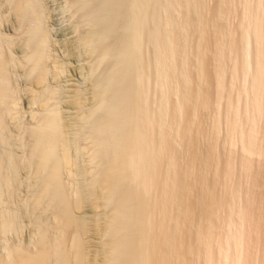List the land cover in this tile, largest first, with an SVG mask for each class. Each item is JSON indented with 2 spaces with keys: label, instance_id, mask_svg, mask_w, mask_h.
Returning a JSON list of instances; mask_svg holds the SVG:
<instances>
[{
  "label": "bare ground",
  "instance_id": "1",
  "mask_svg": "<svg viewBox=\"0 0 264 264\" xmlns=\"http://www.w3.org/2000/svg\"><path fill=\"white\" fill-rule=\"evenodd\" d=\"M81 2L82 7L96 3L91 11V18L94 19L93 23L95 22L94 35L91 38L97 39L95 48L101 52V58L109 60L99 80L94 81L96 84L93 98L96 103L93 102L92 108L81 114L83 116L77 117L78 119L82 117L81 128L78 127L77 130L88 131L85 136L89 140L88 150L87 147L84 148L89 151V160L92 163L91 167L93 166L88 171L90 173L88 181L84 183L85 194L80 192L78 186L72 191L73 189L63 179L64 171L76 167L72 155V146L75 142L67 139L63 131L65 122L62 112L52 102L58 92L55 93V90L52 91L50 86H47L50 72L47 59L50 54L47 52L48 36L42 26L41 6L38 0L12 2L14 13L28 29V31L26 29L28 37L24 36L27 39L23 41L24 47L23 45L21 47L24 49L21 50L25 53L23 59L26 58L25 62L30 65L27 71L34 86L27 87V102L29 105L38 103L40 111H31L37 122L27 129L31 140L27 143L29 149L26 152L29 151V155L28 158L25 156V161L22 157L23 161L18 159L19 157L17 158L11 150L7 154H2L0 150V203L8 197L6 195L5 198L6 193H14L18 187L20 171L24 169L35 183L27 216L35 226L33 230L36 235L32 238L33 247L28 244L24 246V243L15 244L14 239L13 245L9 244V241L6 243L5 235L12 233L17 235L22 231L21 217L24 213L20 212L21 209L18 211L17 206L10 207L9 202L8 205L5 204L6 207H2L3 210L0 212V244L2 248L5 247V252H0V264H264V163L262 165L259 159L253 158L264 154V135L261 137L259 135L260 132L264 134V126L257 129L255 125L256 120L264 119V91L262 92L264 58L261 65L259 64L260 72L259 68L254 69V76L252 75L251 87L254 89L252 108L246 106L247 110L244 111L241 106L242 112L238 98L230 95L227 110L225 109L230 134L228 139L240 138L243 141L241 150L245 154L242 153L236 164L232 154L224 157L217 146L211 144L205 154L204 152L202 155L199 154V158L195 154L194 158L199 161L198 170L194 180L187 182L185 178L188 176L183 177L180 175L183 173L176 171L178 168L176 169L177 158L174 155L175 133L171 129L175 128L174 117L170 124L167 123L173 132L170 130L169 134L167 129L164 130L166 123L163 110L166 109H162L161 99H166L168 94L159 89L158 85L161 84L155 80L159 91L163 93L160 91L162 95L159 93L161 97L159 96V102L156 101L159 103L158 107L153 109L150 107L151 104L150 106L148 104V96L143 88L145 83L143 81L147 80L141 69L144 65L141 53L143 34L155 48L154 57L157 64L155 65L160 78L165 76L166 80L164 64L172 57V54L170 58L167 57V50L162 49L163 35L157 14L161 0ZM219 32L221 34L224 31ZM259 34L260 36H256L258 42L264 40L263 31ZM8 39L0 33L2 145L9 142L11 135L7 117L17 110L19 104L10 80L9 69L13 58L9 57L12 52H6V46L10 43ZM231 44H234L232 47H237L236 42ZM93 50L97 53L95 49ZM247 52L243 51L244 54ZM219 53H215L218 58L222 55ZM102 63L105 64V61ZM203 64L204 69L205 63ZM235 66L238 70L237 65ZM219 76L220 72H217L215 77H218L216 78L218 105L226 88L220 83ZM194 90H187L188 94L185 93L183 97L185 102L182 100L178 106L180 111L189 106L191 119L187 120L186 124L184 122L183 133L189 136L190 141L192 117L197 114L198 108L207 109L211 103L209 94L203 96L204 93ZM231 91L229 89L230 93ZM168 101H165L166 104ZM242 113L243 116L247 114L244 120ZM83 134L86 135L85 132ZM251 156L260 164H256ZM193 162L184 169L187 171L186 173L183 171L184 174L194 175ZM237 165L240 174L235 168ZM47 212L51 213L49 214L52 215V220L47 218ZM87 212H93V215ZM2 248L0 247V251Z\"/></svg>",
  "mask_w": 264,
  "mask_h": 264
},
{
  "label": "rangeland",
  "instance_id": "2",
  "mask_svg": "<svg viewBox=\"0 0 264 264\" xmlns=\"http://www.w3.org/2000/svg\"><path fill=\"white\" fill-rule=\"evenodd\" d=\"M38 1L41 6V16L43 17L42 23L44 25L42 24V26L43 28H45L44 30H46V33L48 36L47 45L49 48L47 52H48V55L50 54L49 55L50 57L48 56L49 59H47V64H48V68L50 66V68L52 69L51 70L49 68L51 75L49 72L48 73L49 76L47 78V81H48L47 83L49 85L47 86H50L49 88L51 90L52 89L55 90V93L58 92L56 94V97L54 96V101L52 102H54L53 104L59 107L58 110L59 111L61 110L62 112L61 114L65 122V126H64L65 129H63V131L66 133L65 135L67 136V139L71 140V142L73 141V143L75 142L74 144H76V145L73 144L72 146V155L74 157V160L76 161V165H75L76 167L74 166L75 168L69 171H64L65 173H63V175L64 174L65 175L63 179L67 183V185L69 184V186L73 189V190L71 189L72 191H74V187L78 186L77 188H80L79 189L80 192L82 194L83 193L85 194V191H84L85 184L84 183L88 181L87 179H89L88 177H90L89 176L90 173L88 171H90L89 169L90 168L92 169L93 166L91 167L92 163L89 160L90 158L88 155L89 151H87L88 150L87 146H89L88 144L89 140L85 136H87L88 131L87 132L84 131L86 133L85 135L83 134L84 132L82 129H80L79 131L77 130L78 127L81 128L80 119L82 117L80 119L78 118L80 117L82 113L85 114L88 112L89 108L90 109L92 108L93 102L96 103V101H94L95 98H93V95L95 97V94H94L95 84L99 80L98 78H100V75L103 73V71L107 67L108 65L107 63H109L108 59L101 58L100 56L101 52H99L98 49L96 51L95 44H96L97 39L94 37L91 38V36L94 35L93 29L95 26V25L93 26L95 22L93 23L94 19L91 18V13H92L91 11L95 7L96 3L95 2H94L95 4L90 3L89 5L91 7L89 5H87L86 7H82V2H81L82 0H38ZM12 2L13 0H0V6H1L0 7V18H1L0 19V33L4 37L9 38L7 41H9L10 43L7 44L8 46H6V50H7L6 52L7 53L12 52L10 55L9 54L8 55L11 59L15 58L14 60L12 59V62H11L12 64L9 69V74H10L11 85L13 86V89L16 92L15 94L18 98L19 104H18L17 110L13 111V113H11L12 115H9L7 117L8 128H9V131H11L9 133L11 135H9V142L7 144L5 145L0 144V150L2 154H7V152L10 153L12 151V153H14V155L17 158L19 157L18 159H20L21 161H23L24 159L25 161L29 155V151L26 152L27 149H29L27 148L29 147V145L27 146V143H29L28 141L31 140V138H29V132H27V129L31 127L30 125L36 124L37 122L34 119L33 114H31V111L39 112L40 107L39 105H37L38 103L29 105L27 102V98H26L28 97L27 87L34 86L33 85L34 83L32 82L29 76V71H27L29 70L30 65L28 64V62H25V60H27L26 58L23 59V56H24L23 54L25 53L23 52L24 50H21V48L24 49L23 41L27 39L24 36L27 35L26 37H28V32H26L27 26L25 27V24L21 23L19 17L14 13L12 9ZM157 14L159 16L161 31L163 35V36L161 35L162 36L161 43L163 41L162 45L164 44L163 45L164 48L162 47V49H164L165 51L167 50V57L170 58L172 54V57H171L172 61L168 59L167 60L168 62L164 64L166 75H167L166 80L164 78L165 76H162L160 78L158 76L159 73L157 72L158 69L156 67L157 64L155 62V57H154L155 48L153 47V44L150 42L147 36L143 34V38L141 40V43L143 42V44H141V49H142L141 53L143 55L142 58L144 57L143 58L144 65H143V68L141 69L144 72L143 74L147 76L146 77L147 80L145 79V81H143L145 82L143 84V88L145 90V93L147 94L146 96H148L147 97L148 102H149L148 104L149 106L151 104L150 107L153 109H156V107H158L157 105L159 103L157 102H159L158 99L160 96L159 95L160 91L162 90L165 93L167 92L168 94V97L166 98L167 100L163 99L165 101L169 100L167 104L165 101L161 99L162 101L161 103L163 104V105L161 104L162 109H166V110H163L165 123H166L164 126L169 127V128L165 127L164 130L166 131L167 129V132L169 131V134H170V130L173 129L174 132L173 130L171 131L175 133L174 134L175 135L174 155L177 158V159L175 158L177 160L175 161L176 163L175 165L177 166L176 169L177 168L179 169V170L177 169L176 171L183 173V174H180L183 177L188 176L185 178L187 182L188 181L190 182V180L192 182L194 180V176L196 175V171L198 170L197 165L199 161L197 158H199V156L202 155L203 152L205 154L206 149L211 144L213 146H217L218 150L221 151V154L224 157H226V155L232 154V156L234 157L233 159L237 161V162L234 161V163L236 164H238L240 157L242 156V153L245 154L242 151L243 141H241L240 138L238 137L236 139L233 138L234 140L228 139L230 138V134L228 132L225 111L227 110L226 105H228L227 103H228V98L230 97V95L233 98L234 97L238 98L237 100H239V106L241 110L243 107V110L246 111L247 110L246 106L248 108L251 106L252 108V104L254 103L253 102L254 96H252L254 89L253 87H251L253 85L252 75L254 76L253 71L255 72V70L258 68L260 72V68H261L260 63L264 58V40L263 41L259 40L260 42L256 40V36H260L259 33H262V31L264 33V27H263L264 26V0H170V1L161 0L159 8H157ZM254 22L257 25L256 24L253 25ZM257 26H259L258 30H257ZM216 28L218 31L216 30ZM219 31L221 32L226 31V32L225 33L223 32L220 34ZM230 32L232 33V35ZM218 33L221 36H219ZM229 35L231 37L234 36V38H231ZM216 36L217 38H215ZM163 37H166V38L163 39ZM244 38L246 40H244ZM219 39L220 40L222 39V40L220 41ZM225 39H228V41ZM230 39H231V42H230ZM228 42L230 44H228ZM234 42H236L237 47L236 46L232 47L234 44H231V43H234ZM22 45L23 47H21ZM220 45L222 46V48ZM229 45H231L230 47L232 50L229 49L230 48L228 47ZM233 48H234V51H233ZM25 49H26V46H25ZM92 49H95L97 53H95L94 50L92 51ZM222 49L224 50V52H222ZM245 50L248 51L246 53L247 55L243 53V51ZM218 51L222 53L221 56H223L224 58L221 56L220 58H218L217 55L215 56V53L216 54L219 53ZM216 58H217V61H216ZM202 60H204V63H205L204 69L202 68V66L204 67V64H202V66L200 65ZM104 61H105V64L102 63ZM221 61L222 63H220ZM96 62H97V65H96ZM235 65H237L238 70L235 69L236 68ZM217 66H219L220 69H217L218 68ZM25 68H28V69H25ZM97 69H100V70H97ZM215 69L218 71H216ZM97 72H100V73H97ZM187 72L189 73L190 77H188ZM217 72H220V76H219L221 78L220 83H222L226 87L222 94L221 102L219 105L216 104V96H217L216 84L218 81L217 80L218 77H215V75H217ZM263 75L264 74H262V76ZM156 76H158V78ZM155 80L156 81L158 80L160 82L159 84H161V86L158 85L159 89H161L160 91L158 89V86H156L155 84ZM70 82L72 84H70ZM176 87L179 89L177 90ZM229 89L232 90L231 91L232 93L229 92ZM75 90L78 92H76ZM148 90L150 93L148 92ZM187 90L189 91L194 90L198 92L200 91L199 93L201 94L204 93L203 96H206V94L208 96L209 94L210 96L208 97L209 98L211 97L210 98L211 100L209 99V101L211 102V103L209 102L210 103L209 108L207 109L198 108L197 114L194 115V118L192 117V120H191L192 122L191 133L192 134L190 138L191 141L188 139L189 136L183 133L186 121L187 120L190 121L191 119L190 110L188 109L189 106L187 104L188 106L186 107L187 109H181V111H180V108L178 107L181 104V101L185 100L183 97L185 96V93L189 92ZM162 91L161 93H163ZM263 91H264V87L262 86V92ZM56 106H54V108ZM80 111L81 113H79ZM218 113L219 114L221 113V114L218 115ZM241 115L243 116V113ZM172 117H174L176 123L174 124L175 128L173 127L170 129V126L167 125V123L170 124V121L172 122V119H173ZM246 117H247V114L246 116L245 115L243 116V120L246 119ZM260 117H263V116H260ZM260 117L258 119H260ZM263 120H264L263 118L260 120H256L255 125L257 129L262 128L264 126ZM246 127L248 128L249 125H247ZM81 130L83 133H81ZM178 132L180 135L181 134L183 135L180 136ZM259 135L261 137L264 134L263 132H260ZM81 136L83 138H81ZM75 146H77L78 149L79 148L81 149L78 151L76 150L77 148ZM84 147H87V150ZM22 149H24L25 151ZM82 150H86V151H82ZM195 154L197 158H194ZM252 156L250 158H252ZM258 156L259 155H257L256 157L253 156V158H255L254 160L259 159L261 164L263 165L264 156L262 157L260 155L262 158ZM194 159H195V162H193ZM222 160H223V157H222ZM191 162H193V166L195 169L193 176L184 174V172L185 173L187 172L184 169H186ZM258 162L259 161L257 160L255 163L260 164V162L259 163ZM180 167H183L181 168L182 170L180 169ZM235 168H237L238 173L240 174L238 165L235 166ZM23 170L20 171V174H19L20 177L17 183L18 187L15 188L16 191L14 190L13 191L14 193H11L12 195L7 194V193L4 195L5 198L7 197L6 195H8V197H10L11 199L7 197L6 199H4L5 201L0 203V209L4 207L5 204L8 205L9 203H10L9 204L10 207L17 206L16 208H18V211L19 209H21L20 212L24 213L22 214L23 216L21 217V223H22L23 228H21L22 230L20 231L21 233L19 232L18 233L19 235L17 234L18 236L14 233L8 234V235H5L6 237L4 236L7 240L5 238L4 240L6 243L9 241L10 242V243L8 242L9 244H12L13 241H15V244L19 243L22 245L24 243L23 244L24 246L25 245L27 246L28 244V246L30 245V247H33L32 238H34L33 235H36L35 231L33 230L35 226L32 220L30 219V217L27 216V213H28L27 211H29L28 204H29L31 195L33 194V191L35 189V185H34L35 183H34V180H32L33 179L32 176L30 178L29 174L25 170L24 171ZM239 174L237 175L239 176ZM208 177H209V174H208ZM80 186H82L83 188H81ZM71 190L70 192H72ZM2 210L3 208L0 210V212ZM101 211L100 213H102ZM25 213H26V216H24ZM49 213L47 212L46 216L47 218H50V220H52V215L50 216L51 213L50 214ZM87 213L90 215L91 214L93 215V212L92 213L87 212ZM1 245L2 244H0V247L2 248ZM3 247H4V243H3ZM4 249L5 247L2 248V250ZM2 250L0 252L2 253L5 252V250L4 251Z\"/></svg>",
  "mask_w": 264,
  "mask_h": 264
},
{
  "label": "water",
  "instance_id": "3",
  "mask_svg": "<svg viewBox=\"0 0 264 264\" xmlns=\"http://www.w3.org/2000/svg\"><path fill=\"white\" fill-rule=\"evenodd\" d=\"M203 63H204V60L201 61V64L200 65L202 66ZM187 75H188V77H190V75H189L188 72H187ZM204 78H205V76H204ZM182 102H185V101H182Z\"/></svg>",
  "mask_w": 264,
  "mask_h": 264
}]
</instances>
